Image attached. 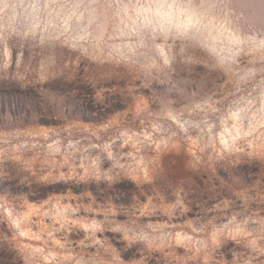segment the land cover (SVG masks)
I'll return each mask as SVG.
<instances>
[{
    "label": "rangeland",
    "instance_id": "obj_1",
    "mask_svg": "<svg viewBox=\"0 0 264 264\" xmlns=\"http://www.w3.org/2000/svg\"><path fill=\"white\" fill-rule=\"evenodd\" d=\"M0 264H264V0H0Z\"/></svg>",
    "mask_w": 264,
    "mask_h": 264
},
{
    "label": "bare ground",
    "instance_id": "obj_2",
    "mask_svg": "<svg viewBox=\"0 0 264 264\" xmlns=\"http://www.w3.org/2000/svg\"><path fill=\"white\" fill-rule=\"evenodd\" d=\"M186 7V6H185Z\"/></svg>",
    "mask_w": 264,
    "mask_h": 264
}]
</instances>
